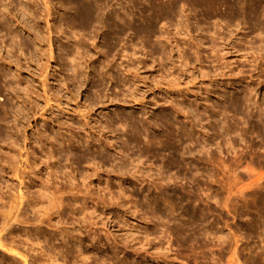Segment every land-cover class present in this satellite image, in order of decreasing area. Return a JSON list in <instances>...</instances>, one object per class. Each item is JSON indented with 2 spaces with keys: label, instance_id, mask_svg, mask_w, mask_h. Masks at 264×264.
Returning a JSON list of instances; mask_svg holds the SVG:
<instances>
[{
  "label": "rangeland",
  "instance_id": "374dc122",
  "mask_svg": "<svg viewBox=\"0 0 264 264\" xmlns=\"http://www.w3.org/2000/svg\"><path fill=\"white\" fill-rule=\"evenodd\" d=\"M235 1L88 0L85 25L72 0H0V160L69 204L48 226L26 203L0 264H264V3Z\"/></svg>",
  "mask_w": 264,
  "mask_h": 264
},
{
  "label": "bare ground",
  "instance_id": "6f19581e",
  "mask_svg": "<svg viewBox=\"0 0 264 264\" xmlns=\"http://www.w3.org/2000/svg\"><path fill=\"white\" fill-rule=\"evenodd\" d=\"M46 1V0H45ZM72 1H74V3H73V7H74V9H76V11L78 12V13H76V11L74 10V12L76 13V18L77 17H80L81 18V20H82V22H84V24L86 25V23L85 22H92L93 20H95V21H97L96 20V18L98 19V12H96L97 10V8L96 9H94V8H92L89 4H87V2H88V0H72ZM152 1V0H151ZM162 2V1H161ZM97 3V2H96ZM105 3V2H104ZM201 3H202V6L204 5L206 8H207V13L209 12V10L210 11H214V13L216 12V9L215 8H217L218 6H220V5H225V6H227V7H225V8H227L228 9V6H229V9H230V7L231 8H235L236 7V4H237V2L235 1V0H207V1H203V0H201ZM262 3H264V0H255V2H253V3H251V7H253V10H252V16H254L255 17V15L258 13V8H260V5L262 4ZM71 4H72V2H71ZM164 4V3H163ZM169 4V3H168ZM199 4V3H198ZM171 4H169V6H170ZM172 5H174V4H172ZM98 6V5H97ZM152 6V7H151ZM151 6H149V4H147L146 5V7H145V9H146V11L149 13V14H151V12H152V14H153V10H154V12H155V14H157L156 13V11L157 12H160L159 14H161V12H163V10H164V7H163V5H156V7L154 8L153 7V5H151ZM155 6V5H154ZM158 6V7H157ZM178 6V5H177ZM250 7V8H251ZM50 8V7H49ZM48 8V9H49ZM154 8V9H153ZM203 8V7H202ZM209 9V10H208ZM212 9V10H211ZM238 9V7H236V9L235 10H237ZM252 9V8H251ZM168 10H170L169 11V14H170V12H171V9H168ZM231 10V9H230ZM50 12H51V9L49 10ZM203 11V10H202ZM213 11H212V13H213ZM79 12H80V14H79ZM176 12V11H175ZM204 12L206 13V10H204ZM218 12V11H217ZM216 12V13H217ZM163 13H165V12H163ZM174 13V12H173ZM172 13V14H173ZM177 13V12H176ZM51 14V13H50ZM158 14V15H159ZM209 14H210V12H209ZM209 14H207V15H209ZM218 14V13H217ZM230 14H231V12H230ZM239 14V13H238ZM113 15V17L116 19H118V17L120 18V16L117 14V13H113L112 14ZM162 15V14H161ZM165 15V14H164ZM163 15V16H164ZM231 15H235V14H231ZM249 15H251V14H249ZM248 15V16H249ZM23 16V15H22ZM49 16V15H48ZM236 16V15H235ZM160 17H162V16H160L159 15V18ZM158 18V17H157ZM121 19V18H120ZM76 20H80L79 18L78 19H75V21ZM81 20H80V22H78V23H81ZM119 20V19H118ZM95 21H93V22H95ZM122 21H124V19L122 20ZM98 23H100L99 21H97ZM76 23H77V21H76ZM78 23H77V25H78ZM89 24V23H88ZM87 24V25H88ZM85 25H83V26H85ZM149 31V29L147 30V32ZM119 32V31H118ZM150 32H151V30H150ZM149 32V33H150ZM52 49V48H51ZM50 50V49H49ZM50 52H51V50H50ZM52 54V53H51ZM75 63H76V61H75ZM77 66H78V64H77ZM75 68V70H76V67H74ZM0 79H1V75H0ZM247 87V86H246ZM250 87H248V89H249ZM247 89V90H248ZM251 89V88H250ZM249 91V90H248ZM46 92V91H45ZM246 96V95H245ZM248 96V95H247ZM48 97V96H47ZM243 98H245V97H243ZM247 100H248V98H246ZM249 99H250V97H249ZM235 98H234V104H233V110H234V107H236V106H240V102L239 101H236L235 102ZM245 101L246 103L247 102H249V100L248 101ZM252 100V98L250 99V101ZM50 101V100H49ZM233 101V100H232ZM242 106V105H241ZM231 107H232V105H231ZM236 109V108H235ZM239 109V108H238ZM236 111H238V110H236ZM258 113V112H257ZM262 114V113H261ZM260 114V115H261ZM259 115V116H260ZM81 128V127H80ZM15 139V138H14ZM13 139V142L16 140H14ZM41 140V139H40ZM39 141V140H38ZM15 145V144H14ZM11 147H12V151H13V149H15L16 150V148H13V146H12V144H11ZM14 147H16V146H14ZM22 147V146H21ZM43 148V147H42ZM10 150V151H11ZM14 150V151H15ZM47 150H49V149H47ZM51 150H53V149H51ZM64 154V152H59L58 154H57V157H62L63 155H61V154ZM4 154V153H3ZM7 156V159H5V157ZM4 155V160H0V163L2 162V166H0V174L2 175L3 173L5 174V175H7L6 173L8 172L9 173V175H10V179H11V181L12 180H16L18 183H19V189H18V192L16 193V192H11L10 194H9V192L7 193L8 195H4V193L2 194V195H4V196H2L1 195V197H0V201L1 200H4V198H6V201H4V203L2 202V208H5L4 210H0V224H2V225H0L1 227H0V248L1 249H4L6 252L8 251V252H11L12 253V249L11 248H9L8 246H12L10 243L8 244H5V243H3L2 242V240H3V238L5 237V236H3V235H11L12 234V229L14 228V225H18V224H21V225H29V223H31L32 224V220L34 219V216H35V220L36 221H38L41 225L42 224H44L45 223V225L47 224L48 226H50V223H52V218H54L53 217V215L55 214V213H60V214H58V217L62 214L61 213V211L59 212V210H60V208H62L63 209V207L65 208V206H67V205H69V204H66L65 205V203H64V200H63V198H64V192L66 191L63 187H62V185L59 187V185H58V187H56L55 185H53V182H52V184H50V185H53V186H55V187H53V191L51 190L50 191V188H52V186L49 188V190L48 189H46V188H48L49 186H47V184H49L48 182H51L50 180V178H45V179H47L46 181H47V184L45 183L44 185H43V182L41 183V179H43L42 177H41V179H40V177L37 175L38 174V172H39V169H36V168H30V164H29V159H27V157H29V156H27V154H26V156L27 157H23L21 154H20V152H18L17 154H16V152H6V154ZM54 155V154H53ZM45 156V155H44ZM54 156H56V155H54ZM64 156H66V157H68V155L67 154H65ZM36 157H37V155H36ZM51 157H52V155H51ZM56 157V158H57ZM30 158V157H29ZM33 158V157H32ZM53 158V157H52ZM64 158V157H63ZM62 158V159H63ZM40 159V158H39ZM48 159H50L51 160V158H47V156H46V160H48ZM54 159V158H53ZM59 159V158H58ZM80 159V158H79ZM57 160V159H56ZM52 161V160H51ZM41 162V161H40ZM39 163V162H38ZM41 164V163H40ZM53 164V163H52ZM1 165V164H0ZM35 165V164H34ZM50 164H48V166H49ZM47 166V165H46ZM45 165H44V167H46ZM19 167H21V168H23L22 169V171H21V174H18L17 172H18V168ZM53 169V168H52ZM54 171V170H53ZM52 171V172H53ZM46 172V171H45ZM50 172H51V170H50ZM56 172V171H55ZM3 174V175H4ZM27 174H34V176H36L35 178H36V181H40V183H41V188H42V190L40 191V193H39V195L37 194V198L39 199V200H37V201H34V199L33 198H27V193L25 194V192H23V186H24V182H26L25 181V178H26V176H29V175H27ZM36 174V175H35ZM42 174H44L43 172H42ZM2 175V176H3ZM1 176V177H2ZM42 176V175H41ZM47 176H48V174H47ZM97 177V176H96ZM28 179V178H27ZM35 180V179H34ZM35 181V182H36ZM85 181V180H84ZM7 182V181H6ZM90 182V181H89ZM75 183V182H74ZM82 183V182H81ZM13 184V183H12ZM31 184V183H30ZM66 184H68V183H66ZM65 184V185H66ZM32 185V184H31ZM36 185V184H35ZM70 185V184H69ZM69 185H66V186H69ZM73 185V184H72ZM71 185V186H72ZM13 186V185H12ZM43 186V187H42ZM78 186V185H77ZM76 186V187H77ZM65 187V186H64ZM73 188L71 189L70 188V186L69 187H65V188H68V189H71V191H73V190H75L74 188H76L75 186H72ZM82 187V186H81ZM24 188H26V186L24 187ZM34 188V187H33ZM35 188H37V187H35ZM80 188V187H79ZM78 188V189H79ZM31 190V189H30ZM35 190V189H34ZM37 190V189H36ZM65 190V191H64ZM77 190V189H76ZM87 190H89V189H87ZM86 189H85V191H87ZM49 191V192H48ZM69 191V190H68ZM68 191H67V193H68ZM84 190L82 189V194H84V192H83ZM29 192V191H28ZM75 192V191H74ZM80 192H81V189H80ZM90 192V191H89ZM36 193V192H35ZM77 193H79V192H75V194H77ZM87 193V192H86ZM30 194V193H29ZM82 194H79V195H82ZM91 195V194H90ZM29 196V195H28ZM31 196H33V195H31ZM75 196V195H74ZM86 196V195H85ZM84 196V197H85ZM63 197V198H62ZM79 197V196H78ZM82 197V196H81ZM89 197H91V196H88L87 195V197H85V198H89ZM72 198V197H71ZM70 198V199H71ZM76 199V197H73L72 199ZM83 198V197H82ZM8 199V200H7ZM71 199V200H72ZM80 199V198H79ZM88 200V199H87ZM44 202H46L44 205L42 204V203H44ZM26 203L27 204H29L28 206H31V210H32V206H33V208H35L36 206H37V211H35V209H33V212L35 213H33L32 212V214H33V219H32V217H31V219L28 217V216H26V217H28L27 219H26V217L25 216H23V215H21V213L20 212H22V210H23V208H24V206L26 207L27 205H26ZM39 203V204H38ZM70 203V202H69ZM78 203V202H77ZM33 204V205H32ZM101 204H103V203H101ZM40 207H39V206ZM97 205H99V204H97ZM1 206V205H0ZM85 207V206H84ZM105 207V206H104ZM1 208V207H0ZM77 208V207H76ZM92 208V207H91ZM93 209H95V208H93ZM25 210V209H24ZM24 210H23V212H24ZM84 210H86V209H84ZM89 210V209H88ZM81 211H83V209L81 210ZM93 211V210H92ZM26 212V211H25ZM74 212V211H73ZM80 213H82V212H79V214ZM84 213H85V211H84ZM83 213V214H84ZM90 213V212H89ZM25 214V213H24ZM27 215V214H26ZM82 215V214H81ZM63 216V215H62ZM86 216V215H85ZM56 217V216H55ZM75 217V216H74ZM85 218H87V217H83V219H80V220H82V222H88V221H86L87 219H85ZM89 218V217H88ZM28 219L29 220H31L30 222L28 221ZM56 220V219H55ZM90 220V219H89ZM94 220H95V218H94ZM34 222V221H33ZM81 222V221H80ZM81 222V223H82ZM90 222V221H89ZM53 223H54V221H53ZM56 223H57V221H56ZM63 223V222H62ZM74 223H75V221H74ZM92 223V222H91ZM58 224V223H57ZM84 224V223H83ZM85 225V224H84ZM86 225H88V224H86ZM85 225V226H86ZM84 226V227H85ZM52 228V227H51ZM86 228V227H85ZM14 230V229H13ZM55 230V229H54ZM81 230V229H80ZM79 230V231H80ZM55 231H59V234L62 232H60V230H55ZM82 231V230H81ZM77 232V231H76ZM5 233V234H4ZM63 233V232H62ZM62 233L60 234L61 236H62ZM64 234L66 235L67 233L66 232H64ZM59 235V236H60ZM31 237H32V235H31ZM37 237V236H36ZM54 239H56V236L55 237H53ZM69 238V237H68ZM6 239V238H5ZM28 239V238H27ZM7 240V239H6ZM29 240V239H28ZM73 241V240H72ZM6 242V241H5ZM11 242V241H10ZM32 242H34L33 240H32ZM36 242V241H35ZM12 243V242H11ZM32 244V243H31ZM34 244V243H33ZM36 244V243H35ZM38 244V243H37ZM79 249V248H78ZM79 251V250H78ZM81 252V251H80ZM84 254L85 253H83V256H82V253H81V256L83 257V259L82 260H85L86 258H84L85 256H84ZM14 255H15V253H14ZM47 256V255H46ZM80 256V255H79ZM86 256H88V255H86ZM20 257H21V255H20ZM45 257V256H44ZM23 258V260L26 262V257H22ZM79 258V257H78ZM41 259H42V256H41ZM53 259V258H52ZM88 259V258H87ZM50 260V259H49ZM52 261V260H51ZM48 261H46V263H47ZM79 262V261H78ZM42 263V262H41ZM45 263V264H46ZM43 264H44V262H43ZM47 264H49V262L47 263Z\"/></svg>",
  "mask_w": 264,
  "mask_h": 264
}]
</instances>
